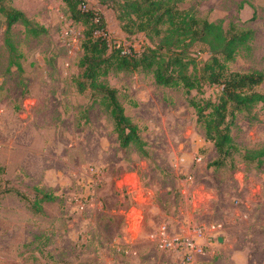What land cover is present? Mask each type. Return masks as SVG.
Listing matches in <instances>:
<instances>
[{
	"label": "rangeland",
	"instance_id": "374dc122",
	"mask_svg": "<svg viewBox=\"0 0 264 264\" xmlns=\"http://www.w3.org/2000/svg\"><path fill=\"white\" fill-rule=\"evenodd\" d=\"M114 1L87 0L109 46H153L157 38L122 30ZM177 1L225 30L251 29L229 68L264 72V0ZM6 4L44 31L19 22L6 31L0 13V264H264V162L242 158L264 148V101L229 117L238 151L217 167L188 99L215 100L220 86L186 93L150 71H111L101 79L142 141L122 147L103 100L77 86L83 26L64 2ZM207 58L202 44L184 56L197 68ZM254 89L264 94V80ZM42 192L55 199L40 201ZM212 225L199 252L159 244L162 226L173 235Z\"/></svg>",
	"mask_w": 264,
	"mask_h": 264
},
{
	"label": "trees",
	"instance_id": "16d2710c",
	"mask_svg": "<svg viewBox=\"0 0 264 264\" xmlns=\"http://www.w3.org/2000/svg\"><path fill=\"white\" fill-rule=\"evenodd\" d=\"M62 1L70 19L83 26L77 86L82 91L90 87L96 97L103 100L120 146L136 144L142 149V141L137 126L124 113L117 89L101 78L111 71L146 70L152 73L158 85L181 87L186 93L191 90L201 92L204 84L220 86L215 100L189 98L188 103L195 110L196 121L204 129L205 138L216 149L215 166L224 165L238 151L231 136L229 117L264 101V94L254 89L263 82L264 72H239L229 68L239 50L248 47L253 39L251 29L230 24L225 30L219 22L200 18L190 9L179 8L177 0H115L113 7L123 31L128 35L143 32L150 40L157 38L153 46L140 50L130 48L127 52L121 45L109 46L104 16L101 11L87 7V0ZM6 2L0 0L6 31L18 22L32 35L44 31L42 26H33L22 11ZM100 2L104 4L105 0ZM82 6H86L85 9ZM195 44L204 45L209 53V58L199 68L196 61L189 64L184 60L186 52ZM242 158L246 162L258 159L262 163L264 148L248 150ZM42 193L40 201L55 199L50 192Z\"/></svg>",
	"mask_w": 264,
	"mask_h": 264
},
{
	"label": "built area",
	"instance_id": "2783aa9c",
	"mask_svg": "<svg viewBox=\"0 0 264 264\" xmlns=\"http://www.w3.org/2000/svg\"><path fill=\"white\" fill-rule=\"evenodd\" d=\"M86 6H82L85 9ZM215 226H195L182 234L167 235L165 227L162 226L159 230V244L162 247H169L181 253L190 255L201 251L203 240L212 235L215 231Z\"/></svg>",
	"mask_w": 264,
	"mask_h": 264
}]
</instances>
